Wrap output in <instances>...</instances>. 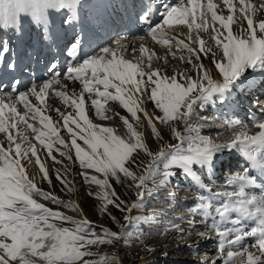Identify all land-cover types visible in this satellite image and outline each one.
<instances>
[{
  "label": "snow or ice",
  "instance_id": "6c2138e0",
  "mask_svg": "<svg viewBox=\"0 0 264 264\" xmlns=\"http://www.w3.org/2000/svg\"><path fill=\"white\" fill-rule=\"evenodd\" d=\"M80 3L81 0H0V21H3L5 26L9 23L15 25L21 14H28L46 29L50 10H69L72 13L69 17L71 21L76 19V10ZM222 3L223 8L214 0H184L175 5L163 4V10L159 12L161 22L155 25L152 24L153 6L149 3L139 17L140 22L147 25V34L153 41L167 46L170 52L172 42L175 41L177 50L187 51V57H177L175 52L171 54L174 59L178 58L190 64L196 71L195 78L187 72H178L175 69L173 75L169 76L166 70L153 68V59L161 58L155 57V54L144 46L138 50L132 48L134 56L137 51L140 55L129 60L126 57L129 51L127 38L117 39L115 47H101L93 55L82 54L80 40L71 43L68 55L75 63L67 67V76L68 79L79 81L83 87L78 97L75 93L70 96L64 91L55 93L66 105L74 109L75 116L72 113L66 115L60 112L63 128L67 129L70 136V143L59 135L60 129L54 126L51 117L44 115L41 108L29 100L31 95L43 103L48 91L60 82L59 79L43 84L39 90L33 87L30 93L19 92L15 99L11 94L0 96V133L4 134L8 141L7 148L0 142V264H120L114 255L92 258L98 255L92 251L94 246L113 245L122 239L120 235L105 228L101 230V236L86 218L73 219L39 202L48 200L53 204H63L79 211L77 205L65 204L52 193L37 187L33 179L29 178L21 161L27 160L30 163V157H37L36 163L43 173V178L51 184L47 169L40 162L36 145L31 143L27 130L31 131L35 140L47 148L49 155L54 143L69 150L60 152L69 160L72 159L69 152L75 149V156L81 168L91 169L102 175L101 179L96 175L84 174L87 182L94 183L101 190L96 194V198L102 201V212H106L109 205L124 211L121 208L124 202H116L119 197L110 183L111 179H115L117 183L122 182V177L130 179L139 198V202L131 207L140 208L145 195L141 189L151 191L147 186L148 181H152L156 187L166 185L169 177L175 175L169 169L175 166L203 187L200 177L193 171V166L198 165L201 169L212 171L218 154L226 150L241 153L251 162L252 167L257 168L264 176V118L258 119L254 115L250 118L251 124L259 129L255 134H251L249 125L243 121L229 122L228 127L234 131V135L230 142L223 144H217L211 138L201 135L200 128L193 127L191 123L197 107L209 102L214 103V96L222 102L226 93L231 92L234 87H242L247 80L245 73L249 69L264 74V21H255L257 12L264 9V4L258 9L249 0H238L239 7L235 0H222ZM224 9L229 12L227 16L223 14ZM241 19L246 20L247 28L239 23ZM234 24H239L238 32H233ZM181 26L187 29V33L178 31ZM173 31L178 35H185L187 40L198 47L194 48L185 43V40L171 36L170 32ZM201 33H207V39L202 37ZM218 52L220 59L216 58ZM200 53L211 57L222 81L213 79L203 63H193L192 56L199 61ZM10 54L9 44L0 41V67L15 70L14 61L5 64V57ZM162 59L167 64V58ZM52 68L55 69L56 65H52ZM110 89L114 92L109 91ZM85 93L90 95L91 107L97 118L111 119L112 117L106 115L110 109H106L105 104L108 100L118 101L131 114L135 125L130 123L128 118L121 117L126 129L125 134L121 135L117 129L93 123L86 114ZM99 98H104V103ZM148 101L153 102L162 115L150 116L143 107ZM18 104L23 105L26 110L24 114L18 110ZM57 111L59 112L58 109ZM138 112H143L152 135L157 140L162 137L154 120L169 126L174 138L180 143L167 145L166 148L170 151H166L165 147L155 153L150 151L143 133L138 131V128L143 127ZM29 119H38L42 127H35ZM70 123L79 131H75ZM177 123L185 125L188 135L177 130ZM21 125L25 131L19 130ZM13 129L17 130L15 135ZM78 139L83 142V146L77 143ZM137 150L152 157L145 173L139 176L126 166L129 162L136 164L132 157L137 154ZM158 161L163 162L162 173ZM161 174L164 179L157 181L155 177ZM57 178L61 179L59 174ZM61 183L67 185V181L63 179ZM228 183L237 185V190L229 195L228 203L214 209L216 215L212 212L213 205L203 195L190 211L205 218L212 217V227L218 231L221 238L222 253L225 244L243 248L242 251H227L223 264H264V183L257 184L246 171L245 174L233 176ZM250 187L259 188L260 194L249 195L246 189ZM232 214H236L238 218L230 221ZM113 219L115 220V217ZM125 219L131 221L129 216H125ZM144 219L151 220L155 217ZM245 222H252L253 226L248 231L240 226ZM189 223L193 221L190 220ZM228 223H231L232 227L220 230ZM233 235L235 238L231 239ZM246 237L252 239L251 247L255 251L244 248Z\"/></svg>",
  "mask_w": 264,
  "mask_h": 264
},
{
  "label": "rangeland",
  "instance_id": "374dc122",
  "mask_svg": "<svg viewBox=\"0 0 264 264\" xmlns=\"http://www.w3.org/2000/svg\"><path fill=\"white\" fill-rule=\"evenodd\" d=\"M127 1L128 0H81L80 6L76 10V19L71 21H69V17L72 13L69 10H50L48 14L50 24L53 25L54 22L50 18H56L57 14L59 15L58 25L62 34L61 37L63 40L61 45L63 47H60V44H57V46L52 36L50 39L45 38L46 29L52 31L51 25L47 24L45 29V26L31 15L21 14V25L25 30H23L17 19L16 27L22 28V31L24 32L23 34H19L21 45H18V49L21 50L24 41H26L27 46L25 45L23 47V49L26 47L24 53L30 55L23 58L17 54L19 58V67L20 65L22 66L20 68L18 67L17 60H14L16 54H14V52L18 51L16 47V33L18 32V29L16 31L15 25L9 23L8 26H5L0 21V41L9 44V47L11 48V54L9 56L14 54L11 58L9 56L5 57V64L13 61L16 62L15 73H19V75L14 74V72L11 73V71L14 70L5 67L10 74L5 78L0 79V94H2L0 96L11 94L15 99L19 92L30 93L35 85V88L39 89L43 84L59 79L60 82L54 84L48 91L46 100L43 103L37 100L35 96L31 95L29 96V100L33 105L39 106L44 115L51 117L54 126L60 129L59 135L64 138L66 142L70 143V136L67 133V129L63 128V119L60 116V112H63L66 115L72 113L75 116L74 109L73 107L66 105L61 98L55 95V93L58 91H64L70 96L75 93L78 97L83 87L79 81L68 79L67 76V67L75 63V61L68 55V48L71 43L75 40H80L82 54L93 55L96 54L101 47L111 46L116 37L125 32V29H127L130 24L136 29L133 23L137 24L142 29V32L139 31L136 35L137 38L140 39L143 37L144 39L152 40L147 34V25L141 23L139 20L145 7H142L139 10L134 9V7L131 8L129 6L131 4L130 0L128 1L129 4ZM156 1L158 4L163 2V4L169 5L184 2V0H178V2L172 0ZM257 1L260 8V5L264 4V0ZM214 2L220 5L223 4L221 0H214ZM260 11L262 12L261 15L264 16V9H260ZM227 13L228 12L224 13L225 16H227ZM130 19H133L134 22H131ZM159 22H161V17L156 16L152 24L155 25ZM85 27L87 29L84 30ZM88 27L91 28L90 30H92V32L88 31ZM217 27H219V25H217ZM180 28L185 30L184 33L187 32L186 28L183 26ZM83 30L87 34L86 39L89 40L87 43L83 40ZM209 31H211V29ZM24 34L26 36H24ZM10 35H12V37ZM201 36L207 39L208 34L201 33ZM48 40L49 43H47ZM58 40H60V35L58 36ZM152 42L154 41L152 40ZM172 44L175 47L174 42H172ZM190 45L194 48L198 47V45L193 44L192 42ZM155 46L159 50L162 48L157 42H155ZM57 49H59L60 52H58ZM62 52L65 53V57L63 58L64 67L61 68V73L63 72L62 78L57 75L54 77L48 76L52 75L62 61V57L59 55V53L61 54ZM216 58L220 59L219 52ZM36 60L39 65H37L38 67L34 65ZM170 61H175V59L171 58ZM171 62L169 63L171 64ZM161 63L162 61L154 58L152 61V67L160 68L162 71L166 70L167 75L172 76L173 69L169 67V64L162 67ZM196 63H203L205 67L209 69L213 79L222 81V77L210 56H205L203 53H200V60H196ZM52 65H56V68L53 69ZM186 66L185 69L187 71L189 70L192 75L190 66ZM24 70L28 73L22 74L21 72ZM175 70L178 72H184L182 68L178 67L175 68ZM41 71L45 74H42ZM30 72H33V74ZM245 76L247 77V80L242 87H234L231 92L226 93L225 95L227 99L232 101L235 107L238 105V107L244 108V110H235L232 115H242V113H240V111H242L245 119L247 118L249 119L248 121L251 122L250 118L253 115L259 118V115L256 113V111H258V104L264 101V74H261L259 71L253 72L249 69L248 72L245 73ZM256 76L260 79L259 84L253 85L250 82L257 81L255 78ZM177 79L179 80V76H177ZM14 86L15 90L17 89L16 93H14V90L12 91ZM101 90H103L102 86ZM109 91L114 92L112 89ZM93 98H95L94 94ZM99 99L104 103V98ZM84 100L89 119L97 125L117 129L121 135H124L126 131L121 117L128 118L129 122L135 125V121L132 119L131 114L124 109L118 101H107L105 108L110 109V111H107L106 115L112 118L101 120L94 114V109L91 107V99L88 93L84 94ZM146 104L148 105L152 116L162 115L159 110L155 108L153 102L148 101ZM17 107L21 114L26 112L22 104H18ZM223 110L224 109L219 107L216 102H209L202 107L196 108L193 116L195 117L194 122L196 123L199 118L209 120L211 115H218V118H220L219 113H222L221 111ZM114 113H119V115H114ZM137 115L140 117L143 124V127L138 128V131L143 133L149 150L153 153L159 151L162 147H165L166 151H170L166 148L167 145H177L180 143V141L174 138L169 126L154 120L153 122L156 124L162 137V139L157 140L152 135L151 128L148 126L147 118L144 116L143 112H138ZM29 122L33 123L37 128L42 127V125L39 124L38 119H29ZM60 122L62 123L60 124ZM194 122H191L193 127H197ZM80 123L82 124L83 122L80 121ZM70 126L73 127L75 131H79L75 128V125L70 123ZM176 127L182 134L188 135V133L185 132V125L183 123H177ZM199 128L201 135L207 136L212 140L214 139V137L208 133L206 125L205 127L204 125H201ZM19 130L25 131L24 126L21 125ZM12 132L15 135L17 130L13 129ZM27 134L31 139V143L36 145L37 156L39 157L40 162L46 167L48 177L51 179V184H49L48 180L43 178V173L40 171V167L36 163L37 157H30L31 164L27 160H22L21 163L25 165V168H27L28 165H35L38 168L39 178L34 181L37 187L45 192L52 193L61 201L65 202V204L72 203L77 205L79 211L66 207L63 204H53L48 200H40L39 202L44 203L54 211L61 212L73 219L82 220L86 218L92 223L97 234L101 236L103 235L101 230L106 228L116 232L122 237L121 240L116 241L113 245L94 246L92 251L96 252L98 255L92 257L93 259H97L99 256L114 255L119 259L120 264H200L199 261L202 259V256L211 253V251L208 253V250L216 248V250L222 253L220 251L221 238L219 236L217 237L216 242H213L214 244H198V237L194 233V230L198 228V224L202 221H207V223L213 225V219L212 217L205 218L201 214H193L190 209L195 207L198 198L201 195L207 197L208 201L213 205V215H216L214 212L216 207H222L224 203L229 202V200H223L219 196V191L229 184L228 181L234 174L233 170L236 167V162L242 159L247 160L241 153L235 150H228V153L224 152L225 156L223 157L220 156L221 154H218L217 162L212 171H209L206 168L201 169L200 166L194 165L193 171L200 177L203 187H201V184L194 182L192 177L185 175L181 168L175 166L172 167L169 171L175 173V175L169 177V181L166 185L156 187L152 181H148L147 186L151 191L149 192L145 189H141L145 192V195L140 208L131 207L134 203L139 202L137 189L133 185V182L130 179L123 177L122 182L120 183H117L115 179H111L110 183L114 188L116 195L119 197V200L116 202H124L121 204V208H123L124 211L117 209L114 205H109L108 210L102 212V201L96 198V194L101 190L94 183L87 182L84 174L87 173L89 176L96 175L101 179L103 178L102 175L95 173L91 169L81 168L79 160L75 156V149H71L69 152V155L72 157V159L69 160L66 156L60 154L61 151L69 150L63 148L58 143H54L52 153L49 155L47 148L41 145L39 141L35 140L30 130H27ZM45 140L47 141V137H45ZM0 142H2L4 148L8 147L7 138L2 133H0ZM77 143L83 146L81 140L78 139ZM53 157H55V160H53ZM132 159L136 161V164L129 162L126 166L130 167V169L139 176L145 173L146 167L151 162L152 157L148 156L143 151L137 150V154H134ZM157 163L160 166V173H162L164 170L163 162L158 161ZM58 174L61 179L67 181V185L61 183V179L57 178ZM155 179L159 181L163 180L164 177L161 174L157 175ZM258 192L260 193V189H258ZM90 193L92 195H90ZM129 209L131 210L129 211ZM181 209L185 213L183 219H181L178 214V211ZM125 216L131 217V221L126 220ZM113 217H115V220ZM145 217H155V219L145 220ZM237 218L238 216L236 214H232L229 220L231 221ZM217 219H219L218 216ZM190 220L193 221V223L190 224ZM240 226L244 228L245 231H248L253 225L252 222H245ZM226 227H232L231 223L222 226L220 230H225ZM192 231L193 233H191ZM234 238L233 235L231 239ZM243 243L244 248H248L250 251H255V249L251 247V244L253 243L251 238L246 237ZM231 247L233 250H243V248H240L239 246ZM227 250L228 245L225 244L224 251ZM86 259L88 258L86 257ZM224 259L226 258L222 255L220 258L221 264H223Z\"/></svg>",
  "mask_w": 264,
  "mask_h": 264
},
{
  "label": "bare ground",
  "instance_id": "6f19581e",
  "mask_svg": "<svg viewBox=\"0 0 264 264\" xmlns=\"http://www.w3.org/2000/svg\"><path fill=\"white\" fill-rule=\"evenodd\" d=\"M128 1H127V3L129 4ZM172 1H177L178 2V0H172ZM130 2H131V4L129 6L131 8L134 7V9H138V10L140 8H142V7H145L147 4L151 3L152 6H153V13H154L152 15V22H154L156 16H158V17L160 16L159 15V12L163 10L162 9L163 2L160 3V4H158V3H156L157 2L156 0H154V1L153 0H130ZM221 2H222V0H221ZM235 2H237V6L239 7L238 0H235ZM249 2L251 4H253V5H256L257 8L259 9V3H257L258 2L257 0H249ZM106 6H107V4H106ZM220 6H221V8L224 7L223 4L220 5ZM136 7H138V8H136ZM225 11L228 12L227 9H224L223 14L226 13ZM261 13L262 12L260 10L257 12V14L255 16V21H264V16H262ZM228 14H229V12L227 13V15ZM237 15L239 16V13H237ZM18 20L20 22L19 17H18ZM130 20H129V22H130ZM136 21H137V18H136ZM58 22H59V15L58 14H57V16L55 18V21L53 22V25L50 24V22L48 20V24L51 25V27H52V34H53L54 40L58 44H60V47H63L61 45L63 39L61 37V32H60V29L58 27ZM119 22H121V21H119ZM131 22H134L133 19L131 20ZM54 23H56V26H55ZM239 23L240 24H243L244 28H247V22H246V20L241 19L239 21ZM16 24H17V22H16ZM16 24H15V26H16ZM133 25L136 27V29H134V27L131 26V24H130V26L127 29H125V32H123L122 34L118 35L116 37V39H115V41H116L117 39L123 40V39L127 38L126 42H127V47L129 49V51L126 53V57L129 60H133V59H135L136 56H139L140 55L139 51H137L136 54H135V56H134L132 54V52H131V49L132 48H136L138 50L141 46H144V47L148 48L151 53H154L155 54V57L161 58V59H158V60L159 61H162V63H161V66L162 67L163 66L165 67V65L167 66L169 64V67H171V69H175L177 67L178 68H182L184 72H187L188 75H191V73L189 72V70L187 71L185 69V67H187L186 65H189L190 68H191V71H192V75L191 76L193 78L196 77V71L192 68V66L190 64H186L185 62L181 61L178 58L175 59V61H172V62L170 61L171 58L174 59L173 56H172V54H171L172 52H175L177 57H179L181 55L187 57L189 54L187 53L186 50L183 51V52H181V51L177 50V48L174 47L173 44L171 46V52L169 51V48L167 46L165 47V46H163L161 44L160 45L162 46V48L159 50L155 46V41L152 42V40H149V39H144V38L143 39H139V38H137L136 35L142 29L137 24H134L133 23ZM17 29H18V32H17V37H16V40H17L16 47L18 48V45H21V43L19 41V34L20 33L23 34L24 32L22 31V28H20V27H18ZM85 29H87V28L85 27L84 30ZM88 29H89L88 31H91L92 32V30H90L91 29L90 27H88ZM84 30H83V40H84L85 43H87V42H89V40L86 39L87 34L84 32ZM239 30H240L239 24H234L233 25V31L237 32ZM178 31L180 33H184L185 32V30L182 29V28H179ZM186 31H187V29H186ZM59 35H60V40H58V36ZM170 35L173 36V37H177L178 39L185 40V43H189V44L191 43V41H189V40L186 39L185 35H178V33L175 32V31L170 32ZM24 36H25V34H24ZM115 41L112 42L113 44L111 45V47H115ZM173 42H174V45H175V41H173ZM25 45L26 44H25V41H24L23 47ZM23 47H22L21 50L18 49V51H15L14 52V54L16 53L15 56H14V54L12 56H9L10 58L14 56V60L15 61L17 60L18 67H19V58H18V55L17 54H19L23 58H25L27 55H30L28 53H24V50L26 49V47L24 49H23ZM58 52H60L59 49H58ZM62 53L61 54L59 53L60 54V57H62V61L59 63L58 67L52 73V75H48L47 74L48 76L54 77L55 76L54 73H61V68L64 67V59L63 58L65 57L64 56L65 53L64 52H62ZM164 57L167 58V61H168L167 64H165L164 63V60L162 59ZM192 60H193V63H196V58L195 57L192 56ZM169 62H171L172 65ZM17 63L15 62L16 65H17ZM34 65H36V66L38 65L37 60L34 63ZM20 67H22V66L20 65ZM24 71H22L21 73L22 74L28 73L26 70H24ZM12 72H14V74L19 75V73H17V72L15 73V70L14 71H11V73ZM41 72H42V74H45V73H43V71H41ZM30 73L33 74V72H30ZM9 74H10L9 71L5 67H0V78L7 77V76H9ZM36 74H37V72H36ZM62 74H63V72L61 74H58L57 76H59V77L62 78ZM255 78L257 79V81H253V82H250V83L253 84V85H258L260 79L257 76ZM22 81H23V79H22ZM39 89H37V90H39ZM0 95H2V94H0ZM213 99L215 100L216 104L219 107H222V109H224L223 111H221L222 113H219L220 114V118H218V115H211L209 120L203 119V118L202 119L199 118V119H197V121L195 123L194 122L195 117H193V119L191 120V122H194L197 127H200L201 125H204V127H205V125H206L207 126V131H208V133L211 134V136L214 137L213 141L215 143H217V144H223V143H226V142H230L231 141V139H232V137L234 135V131L228 127V124H229V122H231L233 120H240V121H243V122L247 123L249 125V128L251 129V134H255L256 132L259 131V129H257L254 126L251 125V122L248 121L249 119H247V118L245 119V117L243 116V112L242 111H240V113H242V115H240V114L232 115L235 112V110H244V108L238 107V105H236V107H235L234 104L232 103V101L230 99H227V98H225L222 102L216 96H214ZM143 107L148 112V114L150 116H152L151 115V111H150V109H149V107H148V105L146 103H144ZM256 113L259 115L258 116L259 117L258 119L264 118V101H262V102H260V104H258V111H256ZM86 114H87V112H86ZM61 123L62 122H60V124ZM224 152L228 153V150H226ZM224 152L223 153H220L221 154L220 156H222V157L225 156L224 155L225 154ZM245 171L247 172V175L253 177L256 180L257 184L264 183V177L260 174L259 170L257 168L252 167L251 162H249L248 160H244V159L239 160L238 162H236V167L233 170V173L234 174L232 175V177L235 176V175H237V174H245ZM26 172H27L29 178L33 179V181H36L39 178V170H38V168L35 165H28V167L26 168ZM258 189L259 188H256V187H250V188L246 189V191L249 193V195H253V194L259 195L260 193L258 192ZM236 190H237V185L228 184L226 187L222 188L219 191V196L223 200H229V195L231 193H233L234 191H236ZM178 214H179V217L181 219H183L185 217V213H184V211L182 209L178 211ZM197 227L198 228L196 230H194V233L198 237L197 238L198 244L205 243V245H207L208 243L214 244L213 242H216V239H217V237L219 235H218V232L213 229L211 223H207V221H202V222H200L198 224ZM191 233H193V231ZM201 233H204L205 235H201ZM230 250L231 251H237V250H233L232 247L228 245V250L227 251H230ZM210 251H211L210 254H207V255L204 254L202 256V259L199 261L200 264H213V262H215V264H221L220 263V258L222 257V255H223L224 258H226L227 251H224L223 253H220L218 250H216V248L213 249V250H211V249L208 250V253Z\"/></svg>",
  "mask_w": 264,
  "mask_h": 264
}]
</instances>
